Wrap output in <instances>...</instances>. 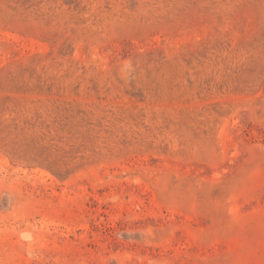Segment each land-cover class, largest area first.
<instances>
[{"label":"rangeland","instance_id":"374dc122","mask_svg":"<svg viewBox=\"0 0 264 264\" xmlns=\"http://www.w3.org/2000/svg\"><path fill=\"white\" fill-rule=\"evenodd\" d=\"M0 264H264V0H0Z\"/></svg>","mask_w":264,"mask_h":264}]
</instances>
